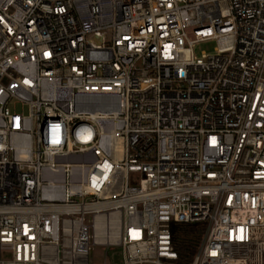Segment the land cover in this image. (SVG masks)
Masks as SVG:
<instances>
[{"label":"built area","instance_id":"1","mask_svg":"<svg viewBox=\"0 0 264 264\" xmlns=\"http://www.w3.org/2000/svg\"><path fill=\"white\" fill-rule=\"evenodd\" d=\"M196 222L191 264H264V0H0V264H175Z\"/></svg>","mask_w":264,"mask_h":264},{"label":"trees","instance_id":"2","mask_svg":"<svg viewBox=\"0 0 264 264\" xmlns=\"http://www.w3.org/2000/svg\"><path fill=\"white\" fill-rule=\"evenodd\" d=\"M205 230L204 222L174 224L173 243L178 252L175 264H191Z\"/></svg>","mask_w":264,"mask_h":264},{"label":"rangeland","instance_id":"3","mask_svg":"<svg viewBox=\"0 0 264 264\" xmlns=\"http://www.w3.org/2000/svg\"><path fill=\"white\" fill-rule=\"evenodd\" d=\"M216 48L215 41H205L201 42L196 45L195 52L197 55H201L203 52L207 54H214ZM16 108L18 111H23L24 114H28V106L21 104H17ZM131 184H137L138 182V175L136 173H131ZM136 177V179H135ZM91 218V214L87 215V219ZM106 251V246L101 244H94L92 246V252H91V262L90 264H104V255Z\"/></svg>","mask_w":264,"mask_h":264},{"label":"bare ground","instance_id":"4","mask_svg":"<svg viewBox=\"0 0 264 264\" xmlns=\"http://www.w3.org/2000/svg\"><path fill=\"white\" fill-rule=\"evenodd\" d=\"M103 224H104L103 220L97 219V221H96V228H97L96 235H97V239H99V236H100L99 229L103 227Z\"/></svg>","mask_w":264,"mask_h":264}]
</instances>
